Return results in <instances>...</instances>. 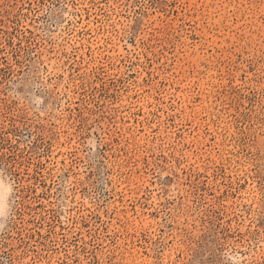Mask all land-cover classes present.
Returning <instances> with one entry per match:
<instances>
[{"label": "rangeland", "instance_id": "obj_1", "mask_svg": "<svg viewBox=\"0 0 264 264\" xmlns=\"http://www.w3.org/2000/svg\"><path fill=\"white\" fill-rule=\"evenodd\" d=\"M0 264H264V0H0Z\"/></svg>", "mask_w": 264, "mask_h": 264}]
</instances>
